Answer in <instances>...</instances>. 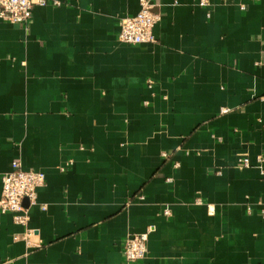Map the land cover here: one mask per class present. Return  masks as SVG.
Listing matches in <instances>:
<instances>
[{
  "label": "crops",
  "instance_id": "1",
  "mask_svg": "<svg viewBox=\"0 0 264 264\" xmlns=\"http://www.w3.org/2000/svg\"><path fill=\"white\" fill-rule=\"evenodd\" d=\"M57 1L0 18V191L13 160L45 175L0 264H264V0H155L139 44L138 0Z\"/></svg>",
  "mask_w": 264,
  "mask_h": 264
},
{
  "label": "built area",
  "instance_id": "2",
  "mask_svg": "<svg viewBox=\"0 0 264 264\" xmlns=\"http://www.w3.org/2000/svg\"><path fill=\"white\" fill-rule=\"evenodd\" d=\"M155 0H138V9L134 14L119 18L117 40L127 44H139L155 41L153 27L160 16L153 10ZM207 0H198V5L205 6ZM59 5L57 0H0V18L5 21L26 26L34 6ZM240 8H244L241 5ZM225 111V110H221ZM166 155V154H164ZM260 161L263 160L259 157ZM241 166H248V157L239 159ZM42 171L23 169L18 160L11 162L10 169L1 176L0 212H9L15 223L27 225L28 205L36 203L37 189L44 184ZM167 213V210L164 211ZM30 230L26 231L24 240L30 246L38 247L39 243L30 242ZM147 233H136L127 236L122 245V252L127 262H134L145 257Z\"/></svg>",
  "mask_w": 264,
  "mask_h": 264
}]
</instances>
